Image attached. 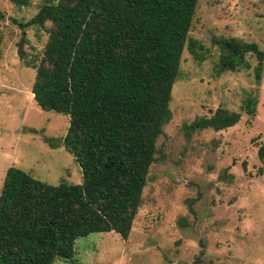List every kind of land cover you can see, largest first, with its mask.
<instances>
[{
	"label": "trees",
	"instance_id": "trees-1",
	"mask_svg": "<svg viewBox=\"0 0 264 264\" xmlns=\"http://www.w3.org/2000/svg\"><path fill=\"white\" fill-rule=\"evenodd\" d=\"M17 7L30 0H8ZM197 0H42L20 26L46 34L30 93L41 110L67 115L58 141L80 168L78 182H43L8 166L0 185V264H52L70 259L76 237L112 231L125 239L141 200L155 141L169 120L168 101L182 50L203 59L188 37ZM1 16V15H0ZM216 73L247 68L264 49L235 37L212 36ZM22 38L17 55L23 58ZM252 113L255 100L244 99ZM240 113L216 107L182 124L186 136L234 125ZM262 146L257 149L263 157ZM193 264H195L193 262Z\"/></svg>",
	"mask_w": 264,
	"mask_h": 264
},
{
	"label": "rangeland",
	"instance_id": "rangeland-1",
	"mask_svg": "<svg viewBox=\"0 0 264 264\" xmlns=\"http://www.w3.org/2000/svg\"><path fill=\"white\" fill-rule=\"evenodd\" d=\"M41 2L17 7L0 0V185L8 166L48 184L80 178L73 156L45 141L63 137L67 115L41 110L30 93L46 34L20 24ZM212 36L264 49V0H197L188 37L203 46V59L182 50L170 118L156 138L127 238L112 231L76 237L72 257L52 264H264V154L257 156L260 146L264 153V59L257 78L251 54L247 68L216 73ZM247 97L255 100L252 113L243 109ZM216 107L239 112V120L184 134L183 123Z\"/></svg>",
	"mask_w": 264,
	"mask_h": 264
}]
</instances>
